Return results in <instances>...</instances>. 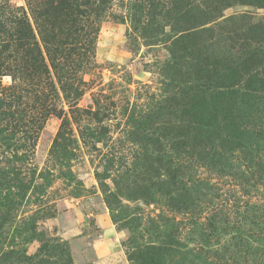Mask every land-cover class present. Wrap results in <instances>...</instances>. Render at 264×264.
Returning <instances> with one entry per match:
<instances>
[{
    "label": "rangeland",
    "instance_id": "obj_1",
    "mask_svg": "<svg viewBox=\"0 0 264 264\" xmlns=\"http://www.w3.org/2000/svg\"><path fill=\"white\" fill-rule=\"evenodd\" d=\"M0 2L23 7L33 25L34 13L48 9L55 39L50 50L70 48L58 28L69 0ZM200 4L111 0L91 18L98 34L92 63L78 75L85 81L80 99L74 105L65 100V75L50 66L56 91L50 89L38 101L34 91L25 104L11 108V116L0 114V264L236 261L224 259L223 247L230 244L243 191L230 168L216 171L199 159L195 141L184 137L188 108L178 106L192 87L188 66L199 60L178 48L172 28L182 11ZM233 15L236 49L255 55V114L264 123V4L237 2L224 11L225 17ZM230 25L220 23L206 37L220 40ZM213 49L219 53L217 61L224 57L223 42ZM204 57L214 61L206 53L200 60ZM0 78V91L6 95L13 77ZM256 155L249 201L263 243L261 140ZM138 200L155 211L148 212ZM109 230L110 236L105 234Z\"/></svg>",
    "mask_w": 264,
    "mask_h": 264
},
{
    "label": "trees",
    "instance_id": "obj_2",
    "mask_svg": "<svg viewBox=\"0 0 264 264\" xmlns=\"http://www.w3.org/2000/svg\"><path fill=\"white\" fill-rule=\"evenodd\" d=\"M69 1L71 4L64 3L68 7L61 11L63 19L58 28L70 48L63 47L61 51L60 47L53 52L50 47L54 45V37L51 39L54 27L48 9L34 13L33 25L23 7H8L0 2V77L4 74L13 77L11 92L5 95L0 91V114L3 117L11 116L13 106L20 107L29 101L27 96L34 95V91L36 101L43 100L50 89L56 91L50 66L56 73L62 71L65 75L62 88L65 100L74 105V101L80 99V87L85 81L78 75L92 63V48L98 34V27L91 18L99 14L98 11H104L111 0ZM237 2L264 4L259 0H201L200 5H194L176 17L178 26L172 28L177 32L176 45L187 51L188 57L199 60L196 66H188L187 75L192 87L183 92L178 106L188 108L190 118L186 119L188 130L184 137L195 141L199 159L216 171L230 168L229 173L243 191L236 204L230 244L223 247L224 259L229 256L236 260L230 264H264V239L262 243L261 233L256 231L255 210L249 201L254 187L257 145L260 140L264 143V123H260L255 114L258 110L254 85L255 55L246 56L236 49L235 15L224 16V11ZM59 7L55 8L61 10ZM228 22L231 25L220 40L206 37L213 32V27ZM221 42L225 46L224 57L217 61L219 53L213 48ZM203 53L213 56L214 61L207 62V57L200 60ZM74 57L82 62L75 61ZM65 62L67 65L59 69ZM59 79L63 80V77ZM19 112L17 109L16 113ZM91 112L96 116L94 111ZM17 121L20 122L18 118ZM243 195L248 198L243 200ZM197 248L202 250L200 246Z\"/></svg>",
    "mask_w": 264,
    "mask_h": 264
},
{
    "label": "water",
    "instance_id": "obj_3",
    "mask_svg": "<svg viewBox=\"0 0 264 264\" xmlns=\"http://www.w3.org/2000/svg\"><path fill=\"white\" fill-rule=\"evenodd\" d=\"M136 203L139 204V205H141V206H143V207H145V208H147L148 212H154V211H155L154 208H152V207L146 205V204L144 203V201H142V200H138Z\"/></svg>",
    "mask_w": 264,
    "mask_h": 264
},
{
    "label": "crops",
    "instance_id": "obj_4",
    "mask_svg": "<svg viewBox=\"0 0 264 264\" xmlns=\"http://www.w3.org/2000/svg\"><path fill=\"white\" fill-rule=\"evenodd\" d=\"M105 234L108 235V236H110V235H111V230H109V231L106 232ZM104 237H105V235H104ZM98 248H99L100 250H102V249L104 248L103 245H102V243H101V241L98 243Z\"/></svg>",
    "mask_w": 264,
    "mask_h": 264
}]
</instances>
